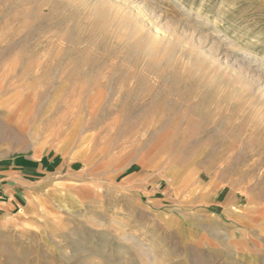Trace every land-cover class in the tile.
Masks as SVG:
<instances>
[{
    "label": "rangeland",
    "instance_id": "374dc122",
    "mask_svg": "<svg viewBox=\"0 0 264 264\" xmlns=\"http://www.w3.org/2000/svg\"><path fill=\"white\" fill-rule=\"evenodd\" d=\"M0 152V264H264V0H0Z\"/></svg>",
    "mask_w": 264,
    "mask_h": 264
},
{
    "label": "crops",
    "instance_id": "0c3cea01",
    "mask_svg": "<svg viewBox=\"0 0 264 264\" xmlns=\"http://www.w3.org/2000/svg\"><path fill=\"white\" fill-rule=\"evenodd\" d=\"M52 165L45 158L8 156L0 152V216L13 212L19 196L27 195L33 178H40Z\"/></svg>",
    "mask_w": 264,
    "mask_h": 264
}]
</instances>
